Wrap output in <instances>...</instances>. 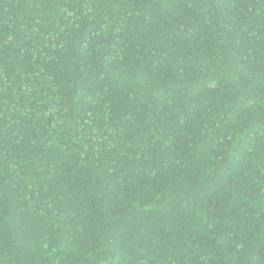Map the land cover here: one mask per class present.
Returning a JSON list of instances; mask_svg holds the SVG:
<instances>
[{
	"label": "trees",
	"instance_id": "obj_1",
	"mask_svg": "<svg viewBox=\"0 0 264 264\" xmlns=\"http://www.w3.org/2000/svg\"><path fill=\"white\" fill-rule=\"evenodd\" d=\"M0 264H264V0H0Z\"/></svg>",
	"mask_w": 264,
	"mask_h": 264
}]
</instances>
